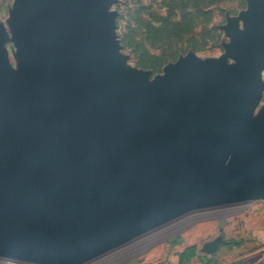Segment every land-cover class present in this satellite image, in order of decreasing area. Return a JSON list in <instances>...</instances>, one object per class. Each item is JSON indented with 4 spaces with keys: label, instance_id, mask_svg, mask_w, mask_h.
<instances>
[{
    "label": "water",
    "instance_id": "obj_1",
    "mask_svg": "<svg viewBox=\"0 0 264 264\" xmlns=\"http://www.w3.org/2000/svg\"><path fill=\"white\" fill-rule=\"evenodd\" d=\"M114 2L15 0L0 22L2 260L82 264L190 210L264 201V0L229 20L225 56L154 79L124 67Z\"/></svg>",
    "mask_w": 264,
    "mask_h": 264
},
{
    "label": "rangeland",
    "instance_id": "obj_2",
    "mask_svg": "<svg viewBox=\"0 0 264 264\" xmlns=\"http://www.w3.org/2000/svg\"><path fill=\"white\" fill-rule=\"evenodd\" d=\"M14 3L15 0H0V22L6 26ZM247 8L248 0H115L111 10L116 13L114 31L125 56L122 63L128 70L148 71L154 79L189 53L202 60L223 57L231 42L226 26L231 18H237L243 27L241 14ZM7 29L4 45L16 66V45ZM150 56L160 58V63L154 64ZM262 78L264 81V72ZM263 117L264 88L249 112L251 120ZM262 204L257 199L193 209L82 264H170L174 250L191 245L201 247L218 235L232 244H241L243 250L251 242L260 243L248 227L247 218L252 205ZM226 259L229 261L230 257ZM0 264L32 263L0 259Z\"/></svg>",
    "mask_w": 264,
    "mask_h": 264
},
{
    "label": "crops",
    "instance_id": "obj_3",
    "mask_svg": "<svg viewBox=\"0 0 264 264\" xmlns=\"http://www.w3.org/2000/svg\"><path fill=\"white\" fill-rule=\"evenodd\" d=\"M262 202L263 204L260 206H251L252 211L250 218H247V225H249L248 227L253 231L260 243L251 242L248 246H246L247 248L241 250V244H232L231 241L227 240V244L221 245L214 253L209 254L202 252L201 249L203 245L201 247L197 246L198 251L196 256H194L188 262L181 263L182 253L188 247H190L186 246L172 252L173 259L170 264H264V217L262 216L264 211H261L264 210V201ZM232 247L236 248L237 250H232ZM226 257H230L229 261H227L228 259H226Z\"/></svg>",
    "mask_w": 264,
    "mask_h": 264
},
{
    "label": "trees",
    "instance_id": "obj_4",
    "mask_svg": "<svg viewBox=\"0 0 264 264\" xmlns=\"http://www.w3.org/2000/svg\"><path fill=\"white\" fill-rule=\"evenodd\" d=\"M149 58L156 65L160 63V58L152 57V56H150ZM144 59H145V57H144ZM197 251H198V247L195 245L188 247L181 255V263L188 262L190 259H192L194 256H196Z\"/></svg>",
    "mask_w": 264,
    "mask_h": 264
},
{
    "label": "built area",
    "instance_id": "obj_5",
    "mask_svg": "<svg viewBox=\"0 0 264 264\" xmlns=\"http://www.w3.org/2000/svg\"><path fill=\"white\" fill-rule=\"evenodd\" d=\"M244 264H249V263H244Z\"/></svg>",
    "mask_w": 264,
    "mask_h": 264
}]
</instances>
